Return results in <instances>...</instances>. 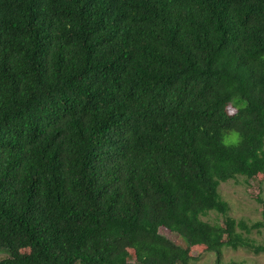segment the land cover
Listing matches in <instances>:
<instances>
[{
    "label": "trees",
    "instance_id": "obj_1",
    "mask_svg": "<svg viewBox=\"0 0 264 264\" xmlns=\"http://www.w3.org/2000/svg\"><path fill=\"white\" fill-rule=\"evenodd\" d=\"M262 143L264 0H0V264L264 253L219 191Z\"/></svg>",
    "mask_w": 264,
    "mask_h": 264
},
{
    "label": "rangeland",
    "instance_id": "obj_2",
    "mask_svg": "<svg viewBox=\"0 0 264 264\" xmlns=\"http://www.w3.org/2000/svg\"><path fill=\"white\" fill-rule=\"evenodd\" d=\"M219 191L222 198L230 205L229 214L231 216L238 219L245 218L249 222L264 220V176L254 179L238 176L236 179L222 182ZM203 218L212 222H222L224 217L215 211H211ZM160 231L175 242L186 246V240L177 233L165 227H162ZM250 237L257 243L264 242V226L259 231L254 230ZM194 253L198 258L190 264H217L215 252L194 250ZM8 254L7 251L0 250V258L6 257ZM233 261L243 264H264V253L255 254L243 247L238 249L225 248L223 251V264H229Z\"/></svg>",
    "mask_w": 264,
    "mask_h": 264
},
{
    "label": "clouds",
    "instance_id": "obj_3",
    "mask_svg": "<svg viewBox=\"0 0 264 264\" xmlns=\"http://www.w3.org/2000/svg\"><path fill=\"white\" fill-rule=\"evenodd\" d=\"M243 140V135L241 132H239L236 129H233L230 133H228L225 138H224V143L226 145H230V146H238ZM255 157H259V158H264V143H262L260 145V147H258L255 150ZM252 159L254 158H250L249 163L252 162Z\"/></svg>",
    "mask_w": 264,
    "mask_h": 264
}]
</instances>
